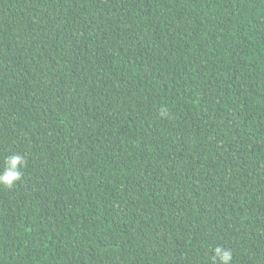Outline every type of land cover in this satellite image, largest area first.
I'll return each instance as SVG.
<instances>
[{
    "label": "trees",
    "instance_id": "trees-1",
    "mask_svg": "<svg viewBox=\"0 0 264 264\" xmlns=\"http://www.w3.org/2000/svg\"><path fill=\"white\" fill-rule=\"evenodd\" d=\"M12 152L0 264H264V0H0Z\"/></svg>",
    "mask_w": 264,
    "mask_h": 264
},
{
    "label": "clouds",
    "instance_id": "clouds-1",
    "mask_svg": "<svg viewBox=\"0 0 264 264\" xmlns=\"http://www.w3.org/2000/svg\"><path fill=\"white\" fill-rule=\"evenodd\" d=\"M160 115L166 117L168 109L161 107ZM28 165L27 158L20 152H12L3 159V166L0 168V188L12 190L23 182L24 169ZM211 264H232L234 260L233 250L223 245L212 249Z\"/></svg>",
    "mask_w": 264,
    "mask_h": 264
}]
</instances>
